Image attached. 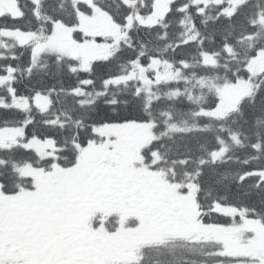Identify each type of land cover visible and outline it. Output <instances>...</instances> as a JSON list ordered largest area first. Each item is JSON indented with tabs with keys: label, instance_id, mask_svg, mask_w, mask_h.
I'll return each mask as SVG.
<instances>
[{
	"label": "snow or ice",
	"instance_id": "obj_1",
	"mask_svg": "<svg viewBox=\"0 0 264 264\" xmlns=\"http://www.w3.org/2000/svg\"><path fill=\"white\" fill-rule=\"evenodd\" d=\"M0 264H264V0H0Z\"/></svg>",
	"mask_w": 264,
	"mask_h": 264
}]
</instances>
